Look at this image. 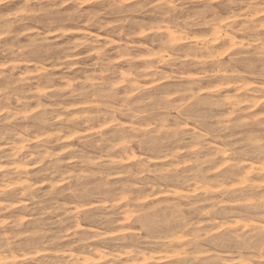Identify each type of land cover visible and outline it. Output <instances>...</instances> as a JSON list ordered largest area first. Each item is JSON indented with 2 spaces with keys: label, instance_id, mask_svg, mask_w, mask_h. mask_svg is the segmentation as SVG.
Returning a JSON list of instances; mask_svg holds the SVG:
<instances>
[{
  "label": "clouds",
  "instance_id": "obj_1",
  "mask_svg": "<svg viewBox=\"0 0 264 264\" xmlns=\"http://www.w3.org/2000/svg\"><path fill=\"white\" fill-rule=\"evenodd\" d=\"M0 264H264V0H0Z\"/></svg>",
  "mask_w": 264,
  "mask_h": 264
}]
</instances>
